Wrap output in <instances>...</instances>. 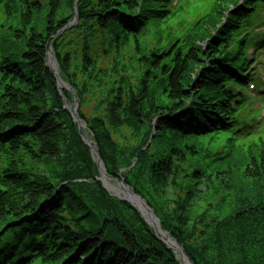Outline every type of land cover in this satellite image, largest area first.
<instances>
[{"label": "trees", "instance_id": "16d2710c", "mask_svg": "<svg viewBox=\"0 0 264 264\" xmlns=\"http://www.w3.org/2000/svg\"><path fill=\"white\" fill-rule=\"evenodd\" d=\"M256 1L216 5L179 38L162 29L176 14L169 0H0V264H180L96 180L49 47L105 172L189 261L264 264V199L236 191L264 188V135L240 129L234 90L249 80L240 38Z\"/></svg>", "mask_w": 264, "mask_h": 264}, {"label": "rangeland", "instance_id": "374dc122", "mask_svg": "<svg viewBox=\"0 0 264 264\" xmlns=\"http://www.w3.org/2000/svg\"><path fill=\"white\" fill-rule=\"evenodd\" d=\"M199 1L202 4L203 11L205 9H207L209 7V5H210V0H199ZM180 3H181L180 4L181 9H184L185 11H184L183 14H181V12H179L180 16H177L178 24H174V25H170L169 24L166 27V30L164 32L165 34H167L168 31H171V30H173V32H177V31L182 32V31H184V29L190 28L192 26V24L198 18L197 13H193L191 11V9H190L191 8V4H190L189 0H183ZM187 17H189V18H187ZM262 20H263V16L259 14V15H257L256 17H254L251 20V23H252L253 26H258L259 23ZM181 24L184 25L183 28H180ZM261 24H262L261 27L259 29H257L256 32H254L252 34L253 36L257 35L258 32H260V33L264 32V30H262L264 28L263 27L264 26V21ZM143 42L144 43H148V44H153L155 42L153 35L152 34H148V36L145 38V40ZM98 49H99V53H100L99 56L102 57V49L100 48V43L98 45ZM259 60L261 61L260 64L264 63V53L263 54H259ZM259 72L260 73H259L258 76H256L255 82H257V83H262L263 82L264 83V69H261ZM261 79H263V81ZM261 94H264V91ZM260 98H262V95H261ZM259 105L260 106L258 107V110H260L262 108V106L264 105V102H261ZM248 115H249V113H247L246 111L242 113V117L243 118H246ZM256 125H257L256 131H260L262 134H264V116H261L259 118V120L257 121ZM104 181L106 182V186L105 185L104 186L112 194H114V193L111 190H116V189H120L121 188L120 185L117 182L113 181V180H109V179L105 178ZM235 181L238 182V179H235ZM263 186H264V184H263ZM239 190H240V193H239L240 196L245 198V199H248L250 201H253L255 198L264 199V188H262V187H257L253 192H250V191H247L242 184H238L237 187H236V191H239ZM180 261H181V263L186 264L185 261H182V260H180Z\"/></svg>", "mask_w": 264, "mask_h": 264}, {"label": "water", "instance_id": "95a60500", "mask_svg": "<svg viewBox=\"0 0 264 264\" xmlns=\"http://www.w3.org/2000/svg\"><path fill=\"white\" fill-rule=\"evenodd\" d=\"M49 63L50 64L56 63L51 50H49ZM47 68L53 72L54 77L57 81L58 87L62 90L68 91L72 95V97H73V103H72L73 110L71 111V117L73 118V121L77 123L78 134L82 138L83 143L89 147L91 153L95 156L96 164H97V168L99 170V173L102 176H105V177L111 179L110 177H108L105 174V169H104V166H103V164L99 158L97 147L95 144L92 143V139L90 141H87L81 135V124L82 123L78 118V114H77L78 103H77L74 92L67 85H65L61 82L60 78L57 75V72H54L52 70V68H50V66H47ZM120 186H122L125 191H128V189H129L122 182H120ZM124 200L140 213V215L144 219V221L153 229L158 241L162 242L168 250L172 251L173 253H177L179 260L185 261L186 264H192L189 261V259L187 258V256L184 254L183 249L174 240H172L170 237H169L170 240H162L159 238V236H158L159 235L158 234V228L160 229L159 222H158L157 218L155 217L153 211L146 205V203L143 201V199L141 197L136 195L134 192H131L129 198L124 199ZM135 201H137V202H135ZM143 211H144V214L146 213L148 215V219L144 218Z\"/></svg>", "mask_w": 264, "mask_h": 264}, {"label": "bare ground", "instance_id": "6f19581e", "mask_svg": "<svg viewBox=\"0 0 264 264\" xmlns=\"http://www.w3.org/2000/svg\"><path fill=\"white\" fill-rule=\"evenodd\" d=\"M52 68H56L55 65H51ZM86 138V137H85ZM87 139V138H86ZM88 140V139H87ZM116 196H118L119 198H129L130 196V193L127 192V191H124L122 190L121 188L120 189H116V190H111ZM137 202V201H135ZM143 215H144V218L145 219H148V215L147 214H144V211H143ZM157 225V224H156ZM158 234H159V238L162 239V240H167L168 239V236L161 230L158 228Z\"/></svg>", "mask_w": 264, "mask_h": 264}]
</instances>
